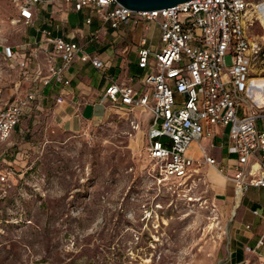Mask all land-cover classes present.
<instances>
[{
    "label": "rangeland",
    "instance_id": "rangeland-1",
    "mask_svg": "<svg viewBox=\"0 0 264 264\" xmlns=\"http://www.w3.org/2000/svg\"><path fill=\"white\" fill-rule=\"evenodd\" d=\"M30 26L11 0H0L1 102L26 93L1 47L22 41ZM249 31L264 34L257 23ZM144 33L149 45H159L153 25ZM44 98L32 100L0 140V264H230L234 242L250 232L254 242L258 233L239 225L240 207L220 191L215 167L200 164L181 183L156 182L142 119L150 122L151 113L108 102L68 128L54 113L53 97ZM257 125L264 129V116ZM225 146L214 141L211 152L225 156ZM189 147L202 157L197 144ZM258 188L246 192L242 207L248 197L264 203ZM240 264H264V254L244 249Z\"/></svg>",
    "mask_w": 264,
    "mask_h": 264
},
{
    "label": "built area",
    "instance_id": "built-area-1",
    "mask_svg": "<svg viewBox=\"0 0 264 264\" xmlns=\"http://www.w3.org/2000/svg\"><path fill=\"white\" fill-rule=\"evenodd\" d=\"M18 19L29 23L39 7L48 1L67 2L74 10L88 8L84 18L91 25L94 16L100 24L91 30L89 40L98 39L104 24L118 28L132 18L154 23L160 29L159 49L154 50L146 38L139 40L137 64L146 67L153 58L151 70L136 90L122 82L107 84L101 101L127 111H149L148 155L157 172V183L183 182L200 164H210L232 182L235 206L240 204L249 187H264V129L257 119L264 116V105L252 97L254 88L264 86V34L252 35L254 23L264 30L261 0H188L176 5L134 11L117 0H11ZM47 74L43 85L51 82L69 84L65 70L77 57L101 66L102 60L88 52L84 45L65 35L42 30ZM38 46L41 42H36ZM14 46H3L5 60L26 74L27 61L20 58ZM59 59V63L54 61ZM263 84V85H261ZM36 92L26 90L11 101L0 100V140H6ZM57 99H60L58 97ZM226 129V150L236 159L231 173L209 153L214 146V126ZM207 138V144L200 139ZM195 141L202 157L188 153ZM263 223L254 244L244 249L264 254V206L251 209ZM250 228V223L244 224Z\"/></svg>",
    "mask_w": 264,
    "mask_h": 264
},
{
    "label": "crops",
    "instance_id": "crops-1",
    "mask_svg": "<svg viewBox=\"0 0 264 264\" xmlns=\"http://www.w3.org/2000/svg\"><path fill=\"white\" fill-rule=\"evenodd\" d=\"M88 11L87 7H84L81 10H74L70 3L48 1L44 3L42 7H39L34 13L32 21L30 22L31 26L22 41L15 44L3 45L14 46L16 48L15 53L20 58L29 57L33 54V57H31V59L29 58L27 61L25 75L20 74L17 68L21 81L25 85L23 90L35 91L36 97L33 101L38 100L37 102L39 103L45 99L44 97H53L50 101L54 102V113L68 128H76L79 122L84 118L97 116L103 111L104 104L108 102L111 103L108 100H100L107 84L110 82H125L136 90L142 89V79L144 75L151 70V62H153L154 59L151 58V61L144 68L138 66L137 50L139 47V40L144 37L147 40L144 29H147L150 25H153L160 33L158 25L132 18L128 23L122 24L115 29L104 24L98 39L89 40L91 30L97 27L100 24V21L94 16L92 24L87 25L84 22V18L88 14ZM44 28L50 29L54 35H65L78 41L84 45L85 49H87V47L90 48L88 52L100 57L102 65L95 66L90 61H83L77 56L65 70L66 76L70 80L69 84L51 82L48 85H43L42 78L47 74V53L42 49L45 46L42 35V30ZM128 38H131L129 43L123 44ZM37 41L41 42L39 46L36 43ZM147 44L149 45L148 40ZM149 46L152 49L157 50L161 46V42L157 46ZM1 53L3 57V52ZM54 61L59 63V59L56 57H54ZM58 97H60V99H57ZM97 106H100V111L95 112L94 107ZM141 113L145 115L150 112L142 111ZM142 119L149 126V119L146 117H142ZM214 130L215 135L213 140L217 142L223 139L226 144L228 140L226 129L220 125H216L214 126ZM208 141L209 140L207 139V142ZM196 144L195 141H192L189 146ZM211 150L212 148L208 150L209 153L219 161V164L223 166L227 173H231L230 165L235 161V155L228 153L225 148H221L220 152L223 150L225 156L220 155L217 157L211 152ZM193 152L194 151L189 147L188 153L199 158V156L195 155ZM209 166L211 168L214 167L210 164ZM219 172V177L217 176L216 181L218 187L224 194L227 193L231 196V186L228 187L226 184V181H231L226 179L222 172ZM251 188L255 187H249L246 192ZM258 189L264 190V187ZM246 192L240 201V204L237 206L240 207L239 214L241 215L239 225L241 226L245 223H250L249 221L242 222L243 218H245V220L250 219L252 221L250 223V228L252 231L255 230L259 235L263 223L259 217L252 214L251 209L264 206V203L260 204L259 199L248 197V207H242ZM251 233L254 234L253 232L247 234L244 233V236L246 237L244 238L245 241H239L243 244H254L258 235L254 238V242H251L252 236L249 235Z\"/></svg>",
    "mask_w": 264,
    "mask_h": 264
},
{
    "label": "water",
    "instance_id": "water-1",
    "mask_svg": "<svg viewBox=\"0 0 264 264\" xmlns=\"http://www.w3.org/2000/svg\"><path fill=\"white\" fill-rule=\"evenodd\" d=\"M131 10H148L176 5L188 0H117Z\"/></svg>",
    "mask_w": 264,
    "mask_h": 264
},
{
    "label": "trees",
    "instance_id": "trees-1",
    "mask_svg": "<svg viewBox=\"0 0 264 264\" xmlns=\"http://www.w3.org/2000/svg\"><path fill=\"white\" fill-rule=\"evenodd\" d=\"M232 245H233V249L230 251V257H229L230 264H240V262L243 260L245 244H243L242 242H237V243L234 242V244Z\"/></svg>",
    "mask_w": 264,
    "mask_h": 264
},
{
    "label": "bare ground",
    "instance_id": "bare-ground-1",
    "mask_svg": "<svg viewBox=\"0 0 264 264\" xmlns=\"http://www.w3.org/2000/svg\"><path fill=\"white\" fill-rule=\"evenodd\" d=\"M261 6H262V17H263V19H264V0H261ZM261 85H263V84H261ZM252 97L255 99V101H256V103L258 104V105H264V86L263 87H261V89L259 88V89H256V88H254L253 90H252ZM213 168V167H212ZM210 170L213 172V173H215V170L214 169H211L210 168ZM215 175H217V174H215ZM218 177H219V174L217 175Z\"/></svg>",
    "mask_w": 264,
    "mask_h": 264
}]
</instances>
